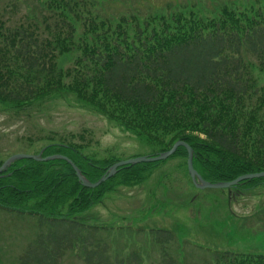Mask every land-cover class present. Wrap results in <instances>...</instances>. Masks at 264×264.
I'll use <instances>...</instances> for the list:
<instances>
[{
    "label": "trees",
    "instance_id": "trees-1",
    "mask_svg": "<svg viewBox=\"0 0 264 264\" xmlns=\"http://www.w3.org/2000/svg\"><path fill=\"white\" fill-rule=\"evenodd\" d=\"M129 1L126 9L124 0H0V111L43 114L37 103L71 93L161 152L186 142L208 182L264 172V0L226 3L213 13L171 3L145 10ZM92 143L86 130L37 129L18 146L64 155L97 182L117 161L93 160L86 154ZM7 151L0 150V166ZM179 155L187 158L186 148L171 158ZM163 162L120 168L89 189L65 160L15 161L0 175V210L37 217L43 232L21 264H59L70 250H80L85 264H133L112 261L100 248L97 233L106 228L72 217L98 204L118 176ZM165 256L162 264H174ZM217 258L264 264V255Z\"/></svg>",
    "mask_w": 264,
    "mask_h": 264
},
{
    "label": "rangeland",
    "instance_id": "rangeland-1",
    "mask_svg": "<svg viewBox=\"0 0 264 264\" xmlns=\"http://www.w3.org/2000/svg\"><path fill=\"white\" fill-rule=\"evenodd\" d=\"M247 1L255 0H132V3L145 10L150 4L159 7L171 3L178 8L196 6L202 12L213 13L226 3L244 5ZM124 2L122 6L130 8L131 2ZM60 64L63 65L61 60ZM70 94H56L37 103L45 106L43 114L25 118L0 111V150H8L6 157L34 154V149H24L18 146V141L37 129L88 131L93 143L86 154L97 162L127 161L161 153L160 146L149 144L105 116L91 112ZM186 162L187 158L179 155L118 176L112 182V191L72 219L107 229L97 233V239L112 261L162 264L166 255L174 264H220L217 257L224 253L264 255V182L200 189L192 182ZM140 176L144 177L143 182L134 185ZM126 179L130 184L123 183ZM41 229L37 217H20L0 210V264H21L26 251L38 242ZM59 264H85V259L80 250H70Z\"/></svg>",
    "mask_w": 264,
    "mask_h": 264
},
{
    "label": "water",
    "instance_id": "water-1",
    "mask_svg": "<svg viewBox=\"0 0 264 264\" xmlns=\"http://www.w3.org/2000/svg\"><path fill=\"white\" fill-rule=\"evenodd\" d=\"M179 147H184L187 149L188 152V170L191 176V179L193 183L199 187L200 189H205V188H233L241 184L242 182L248 181V180H254V179H260L264 178V172L260 173H254V174H247L243 175L233 181L230 182H220V183H211L206 181L200 173L195 169L194 164H193V158H194V149L187 144L186 142L180 140L177 143L174 144V146L166 151L158 154L157 156H148V157H138L134 158L131 160L127 161H120L114 164L107 174H105L99 181L97 182H91L88 180L82 173V171L75 165V163L70 160L68 157L63 156V155H52L49 157H42V152L40 154H14L10 156L1 166H0V175L6 172L11 165L18 160H35V161H40V162H47V161H52V160H65L67 161L75 170L76 175L79 179V182L86 188L89 189H95L99 187L101 184L106 182L108 179L113 178L117 173L119 168L121 167H126L130 165H139L143 163H155V162H160V161H165L169 159L172 155L176 153Z\"/></svg>",
    "mask_w": 264,
    "mask_h": 264
}]
</instances>
